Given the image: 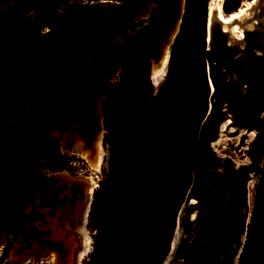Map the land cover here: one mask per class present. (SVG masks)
<instances>
[{"label":"rangeland","instance_id":"obj_1","mask_svg":"<svg viewBox=\"0 0 264 264\" xmlns=\"http://www.w3.org/2000/svg\"><path fill=\"white\" fill-rule=\"evenodd\" d=\"M48 1L29 0L28 10L35 11ZM251 1L241 0L238 10ZM16 2L0 0V17L8 15ZM115 2L124 4L118 6ZM146 2L148 7L140 15L134 12L136 0H61L58 7L68 21L63 37L56 35L53 43L63 54L64 63L73 55L77 61L90 66L98 60L95 55L99 53V47L110 52L107 64L98 65L97 79L85 99L86 112L90 116L88 121L91 120L97 136L102 137L108 152L107 162L96 175L98 181L90 206L87 178L91 172L90 164L85 160L87 153L80 144L77 145V138L66 139L62 133L42 128L43 121L59 124L66 114H72L64 112L65 102L70 98L64 94L61 77L64 72L69 73V81L80 91L77 85L79 71L61 69L58 73L57 68L64 65L46 58L45 44L29 53L17 70L2 65L0 85L5 84L4 77L12 81L11 75L15 74L21 80L23 92L16 95L11 86L0 87V145H3V149L0 148V264H52V256L57 258L54 264H61L62 256L69 264H75L73 254H80L85 233L94 245L102 227L97 217L108 202L113 183L112 139L104 124L102 92L106 85L118 83L120 79L123 59L117 51L130 49L132 55L136 50L147 49L152 76L184 14L185 0ZM210 2L219 6L218 0ZM224 4L225 0L222 7ZM222 10L225 17L230 15L224 7ZM72 11L81 18L86 15L96 17L98 26L87 22L75 24L70 19ZM153 13L156 18L150 19ZM257 28L246 33L243 45L231 43L232 37L224 33L221 25L213 29L207 56L208 73L212 76L209 110L201 126L193 167L197 169L199 179L194 184L193 170L192 186L180 219L182 237L168 264L238 263L264 163V25ZM49 30L47 26H41L31 31L29 37L38 40L40 33ZM258 60H262L260 65L256 64ZM72 71L77 76L75 80L70 74ZM235 76L239 77V82ZM164 81L165 78H159L160 85L152 86V108L158 104ZM251 96L257 97L258 101H248ZM227 110L229 112L225 113ZM247 113L253 114L252 123L245 127L241 124L247 121ZM229 115L234 118L233 127L242 132L224 137L222 144L226 145L219 144L214 149L217 130ZM211 127L213 129L209 131ZM243 131L247 135L241 137ZM47 138L53 139L50 164L43 154ZM9 145L18 148L17 156L10 160L5 150ZM16 161L22 163V173L18 167H11ZM20 174L23 178L16 181ZM62 199L70 200L67 214L56 207ZM71 221L79 226L83 223V226L78 230ZM8 241L12 248L4 257L2 254Z\"/></svg>","mask_w":264,"mask_h":264},{"label":"trees","instance_id":"obj_2","mask_svg":"<svg viewBox=\"0 0 264 264\" xmlns=\"http://www.w3.org/2000/svg\"><path fill=\"white\" fill-rule=\"evenodd\" d=\"M60 2L50 0L37 9L30 30L43 24L62 29L66 19L57 14ZM240 2L225 0L224 11L232 14ZM208 7L209 0H185L164 87L154 108L147 49L124 58L118 83L103 89L113 183L97 217L102 227L88 264H163L170 252L178 215L192 186L200 130L209 110ZM18 21L22 29L24 21ZM85 21L96 24L99 20H77ZM45 142L43 154L50 164L53 139ZM22 178L20 174L16 181ZM11 248L8 241L2 256L7 257ZM237 264H264V163Z\"/></svg>","mask_w":264,"mask_h":264},{"label":"flooded vegetation","instance_id":"obj_3","mask_svg":"<svg viewBox=\"0 0 264 264\" xmlns=\"http://www.w3.org/2000/svg\"><path fill=\"white\" fill-rule=\"evenodd\" d=\"M16 1L17 2H16L15 8L8 15H4L3 17H0V22L8 20L12 15H14L16 13H24V14H27L29 19H30V27L28 28V30L22 36V39H21V34H22V32L24 30V26H25V19L23 17H17L10 24L1 25L0 26V38L4 41V48L0 52V70L3 69L2 65H7L9 67L16 68V70L19 69L20 66L23 64L24 59L26 58V56L29 53L35 52L39 45L45 44L46 45V49H47V50H45L46 58L47 59H51V60H58V62H60L61 64L64 65L61 68L60 67L57 68L58 73H59V71L61 69H70V70L73 69L74 71L75 70L79 71L78 72L79 76H78V79H77L79 81V83L78 84L76 83V84L79 85V90L80 91L76 90L74 88V86L72 85V83L69 81V79H70L69 73L64 72L62 74L61 86L65 90L64 94L68 95V97L70 98L69 101L65 102L66 106H65L64 112H69L70 111L73 116H78V118L73 120L75 124L72 123V121H71V124H70V126L73 127V130H75V131L78 130L79 132L81 131L80 132L81 135H79L80 137L79 136H75L74 137V139H76V137H77V142H76V143H78L77 145H79V143H80V146H82V144H83L82 143V139L85 136V137L88 138V140H89L88 142L90 143V145L92 147V145L96 144L99 134L97 136V131H95L96 130L95 127L92 126L91 120L88 121L90 116L86 112L85 99L87 98L86 95L89 93V90H91L92 85L95 83V81L97 79L98 65L107 64V62H108L109 53H110L109 50H103V48L99 47L98 48V52L99 53H97L95 55L98 60H97V62H94L90 66L86 65L85 63H81V62L77 61L76 58L73 55H72V59L70 61H68V62L65 61V63H64V61L62 59V55L63 54L61 53L59 47L54 45V43H53L54 40H55L56 35H59L60 37H63V32L65 31V28H66V25H67V21H68L62 15L63 14L62 11H59V10L57 11V14L59 15V17L66 19V23H65L64 27L62 29H54V28L48 26L47 24L40 25L39 27L47 26L48 28H50L49 31H44V32L40 33V36L41 37H45L46 39H40L35 44L29 45L31 42L34 41V38H30L29 37L30 32L34 30V29L30 30L31 26H32V20L34 18V14H35L36 10L39 9L41 6L39 8H37L35 11L34 10L33 11H29L28 10L29 0H16ZM105 3L106 2H102V4H105ZM115 4H117L118 6H121L124 3L115 2ZM255 7H256V4L254 3V7H253L254 9L252 10V17H248L247 19H245L246 22L245 21L242 22V23L245 24V27H246L244 38L239 41L236 37H232L233 41H231V43H238L240 45H243V42H244V40L246 38V33L247 32L256 31V30H258V28H257L258 25H264V11H261L259 9H255ZM74 14H77V18L76 19L74 17ZM83 18H96V17L86 15V16L81 18L78 15V13H76L75 11H72L70 19L75 24L80 23V22H77V20H80V19H83ZM151 18H152V16H150V19ZM18 19H22L24 21V26H23L22 29H20V27H19L20 23H19V21L17 22ZM85 22L89 23L92 26H96L97 27L99 21L96 24H92L90 21H85ZM29 48L31 50L28 51L27 49H29ZM240 48L243 49V47H240ZM238 51H240V50H238ZM240 52H242V51H240ZM131 53H132V51L130 49H126V48L122 49L121 51H117V54H119L122 59L127 58L128 55H130ZM244 57L245 56H243L242 58H244ZM237 58H240V57L237 56ZM261 61L262 60H258L256 62V64L258 63L260 65ZM74 71L70 72V74L72 75V78H74L73 80H75V78L77 77L75 75ZM4 73H5V71H4ZM239 73H241V71ZM0 76H1V73H0ZM11 76H12L13 80L11 81V80H9V78L5 79V77H4L3 80L5 81V84L2 83L3 85H0V87L1 86H11L12 90L14 91V93L16 95L22 94L23 87L21 85V80H19L18 77L15 76V74H12ZM235 79L238 80V82L240 81L239 77L237 79V77L235 76ZM251 84H253V83H251ZM57 97H59V95H57ZM251 100L252 101H254V100L258 101V98L251 96V99H249L248 101H251ZM247 104L252 106V104L250 102H248ZM228 112H229L228 110L225 111V113H228ZM62 115H63V113H62ZM69 115L70 114H66L65 117H67ZM252 115L253 114H251V113H247V115H245V120H247V121H242L241 120L242 121L241 125H244L245 127H247V124L252 123V120H251ZM60 122L61 123L56 124V125H58L60 128L63 127L61 129V132H62L63 136L64 137L66 136V138H67V136H68L67 133L68 132H66V130H67L66 128L67 127H65V118L63 120H61ZM234 125H235L234 118L231 115H229L228 118L226 120H223V122L221 123V125H220L221 129L219 128L217 130V138L216 139H218V140H217V142H215L213 144L219 146V144L221 143V141L223 140L224 137L229 136V134L233 135L235 133H241L242 132L241 130L235 129V127H233ZM74 126H75V128H74ZM212 129L213 128L211 127L209 131H211ZM213 132L214 131L211 132V136L213 135ZM245 135H247V133H244V131H243V135L241 137H243ZM223 144L226 145V143H223ZM244 144H248V142H245ZM238 146H240V144ZM0 148L3 149V145H0ZM81 148L84 149L83 147H81ZM5 150L7 152L9 160L10 159H14L17 156V154H18V148H17L16 145L5 146ZM13 165H14V168L18 167V171L20 173L23 172L22 163L16 161L14 164L11 165L12 168H13ZM88 165H89V163H88ZM89 168H90V165H89ZM90 172H91V169H90ZM91 177L92 176L87 178L88 185H89L88 186V190H87L88 199H89L88 200V206L91 205L90 203L93 200V197H92L93 194L91 195V193H90L91 192V187L93 186L92 185L93 183L91 184ZM195 177H196V181H195ZM197 179H199V177H198V174H197V169L195 168V170H194V184L197 182ZM193 203L195 204V202H193ZM69 206H71V204H70V200H68V199H62L56 205V207L58 209H60L62 211L64 210L65 214H67V210H69ZM88 206H87V210H89ZM85 215L86 214H84L83 223L85 221ZM66 217L73 221V218H70L69 216H66ZM193 219H195V217ZM83 223H82V226H83ZM73 224L75 225V227L78 226V230H80L81 227H82V226H79L76 222H72V225ZM75 230H76V228H75ZM74 244L76 245L77 242L74 241ZM78 254H79V252H77V254H73L74 262L76 260V256H78ZM50 255L52 256V254H50Z\"/></svg>","mask_w":264,"mask_h":264},{"label":"bare ground","instance_id":"obj_4","mask_svg":"<svg viewBox=\"0 0 264 264\" xmlns=\"http://www.w3.org/2000/svg\"><path fill=\"white\" fill-rule=\"evenodd\" d=\"M211 1H213V0H211ZM223 2H224V0H218L219 6H216V4H214L213 2L209 3L208 22L210 23V28L213 30L216 25H221L223 28V31L227 35H229L230 37H236L240 41L244 38L245 31H246L245 24L242 22L245 21V19H247L248 17H252V10L254 9L253 8L254 3L256 4L255 9H259L261 11H264V0H252L251 3H249L247 6L241 7L239 10H236V12L230 14L228 17H225L223 14V10H222ZM212 39H213V35L211 36V42H212ZM211 42H210V47H211ZM168 49H169V51H168ZM170 50H171L170 45H168V47H165L164 52H163V56L156 63V65L158 67L153 70L152 80H153V82H157L154 84L155 87H158L160 85L159 78L161 80H163L166 76V72H167V68H168V64H169V59H170ZM210 77H212L211 74H210ZM212 85H213V83H212ZM74 119L75 118H73V116L72 117L71 116L65 117V127H67L66 129L68 131L66 129L65 130H66V132H68L67 137H69V138H74L75 136L81 135L80 134L81 131L80 132L78 130L75 131V130H73V127L70 126L71 121H72V123H74V121H73ZM41 123L42 122H40V124ZM42 124H43L42 128L44 130L46 129L47 131H52V132H59L60 133L61 129L63 128V127L60 128L56 124L53 125L50 123L49 124L45 123L44 121ZM74 128H75V126H74ZM69 138H66V139H69ZM98 138L99 139L97 140L96 144L92 145V147H91L90 143L88 142L89 141L88 138L84 136L82 139L83 144L81 146L84 148L83 149V150H85L84 152L87 153L85 156V160L90 164L91 176H92L91 177V184L93 183L92 184L93 186L92 187L90 186L91 187V192H90L91 195L95 192V189H96V184L98 181L97 176L101 173V171L103 169V165L107 162V159H108V152L105 149L102 137H98ZM222 142H223V140L221 141V143L220 142L219 143L222 144ZM212 146L215 149L218 145L213 144ZM83 150H82V152H83ZM92 197H93V195H92ZM87 213L85 215V220L87 218ZM181 216H180V219H181ZM180 219L178 221V225L176 227L174 238H173V241L171 244L170 255H169L167 262L165 264H168L169 261L174 258L175 253H176V249L178 247V243L182 237V228H181ZM81 249L82 250H81L80 254L78 255V260H79L78 264H84L86 261H89L90 255H91L92 250H93V241L91 240V238L86 233H85L84 239L82 241ZM52 258L53 259L50 263L54 264L56 262L57 258H56V260H55L54 256H52ZM65 263L69 264V262H67V260L64 259V256H62L61 264H65ZM75 264H76V260H75Z\"/></svg>","mask_w":264,"mask_h":264},{"label":"water","instance_id":"obj_5","mask_svg":"<svg viewBox=\"0 0 264 264\" xmlns=\"http://www.w3.org/2000/svg\"><path fill=\"white\" fill-rule=\"evenodd\" d=\"M184 6H185V4H184ZM184 12V11H183ZM17 17H23L24 19H25V26H24V30H23V32H22V34H21V39H22V36L26 33V31L28 30V28L30 27V19H29V17H28V15L27 14H24V13H16V14H14V15H12L8 20H6V21H3V22H0V26L1 25H8V24H10L11 22H13ZM181 22H182V19L180 20V25H181ZM179 30H180V26H179V29H178V31L176 32V34H175V31H173V34H175V36H174V38L172 39V37H173V34L171 35V42L169 43V44H167V46L166 47H168V45H170V46H172L173 45V43H174V41H175V39H176V37H177V35H178V33H179ZM213 35V30L210 28V23L208 22V44H209V46H210V42H211V36ZM40 39H46L45 37H40ZM40 39H36V40H34L33 42H31L29 45H33V44H35L36 42H38ZM4 48V41L0 38V52L2 51V49ZM211 79V78H210ZM184 206H185V204L182 206V208H181V210H180V212H179V215H178V219H177V225H178V221H179V219H180V216L183 214V209H184ZM93 248H94V245H93ZM92 252H93V250H92ZM169 255H170V252H169V254H168V256H167V258H166V260L164 261V263L163 264H165L166 262H167V259H168V257H169ZM90 261V260H89ZM78 262H79V260H78V256H76V264H78Z\"/></svg>","mask_w":264,"mask_h":264},{"label":"crops","instance_id":"obj_6","mask_svg":"<svg viewBox=\"0 0 264 264\" xmlns=\"http://www.w3.org/2000/svg\"><path fill=\"white\" fill-rule=\"evenodd\" d=\"M136 7L137 8H134V12L136 11V15H140V13H142V11H146V8L148 7L147 5H148V2H146V0H136ZM146 3V4H145ZM144 4H145V6H144ZM143 6H144V8H143ZM135 14V13H134ZM135 17V16H134ZM136 18V17H135ZM69 116H73V115H69ZM53 125H55V124H53Z\"/></svg>","mask_w":264,"mask_h":264},{"label":"built area","instance_id":"obj_7","mask_svg":"<svg viewBox=\"0 0 264 264\" xmlns=\"http://www.w3.org/2000/svg\"><path fill=\"white\" fill-rule=\"evenodd\" d=\"M157 82H153L152 77H151V85L154 86V84Z\"/></svg>","mask_w":264,"mask_h":264}]
</instances>
